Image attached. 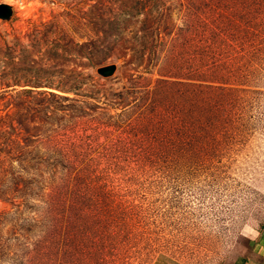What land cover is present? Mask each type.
Masks as SVG:
<instances>
[{"label": "rangeland", "instance_id": "obj_1", "mask_svg": "<svg viewBox=\"0 0 264 264\" xmlns=\"http://www.w3.org/2000/svg\"><path fill=\"white\" fill-rule=\"evenodd\" d=\"M0 5V264L246 255L264 229V0ZM175 120L195 124L184 139Z\"/></svg>", "mask_w": 264, "mask_h": 264}, {"label": "trees", "instance_id": "obj_2", "mask_svg": "<svg viewBox=\"0 0 264 264\" xmlns=\"http://www.w3.org/2000/svg\"><path fill=\"white\" fill-rule=\"evenodd\" d=\"M109 37V43H110V46L111 47H105V48H103L102 50H98L99 52H97V50H93V51H90L88 54H86V55H88L89 56V58H96L97 57V59H96V62L99 64V63H102V62H104V61H106V60H108V59H110V58H112V55H113V53H114V49H115V45H117V43H119L121 40L117 37V35H114L113 33H109V35H108ZM119 51V50H118ZM142 51H144L143 49H142ZM139 52L138 53V51H135V52H133V56L131 57V59H130V61L129 62H135V64L138 66V64L137 63H142V57H143V52ZM148 54L151 56V52H148ZM121 55H124V52H122V51H119V54H115V57H117V56H121ZM137 62V63H136ZM50 89H53L52 87H50ZM58 89V90H57ZM57 89H53V90H56V91H60V92H62V90H59L60 88L57 86ZM133 93V92H132ZM134 94V93H133ZM52 96H53V94H52ZM61 98H63V99H66L65 97H61ZM105 99H106V101L108 102V100H107V98L105 97ZM118 105V104H117ZM176 119V118H175ZM193 126H195V124H191V123H187V122H182L181 121V124H179L178 123V120H175V125H173L172 126V128H171V130H169L170 131V133H171V135H173V133H175V132H177L178 133V135L180 136L179 138L180 139H184L185 137H186V134H185V131L187 130H189V128L190 127H193ZM180 131V132H179ZM203 132H205V130L203 129V130H201V135H202V133ZM169 136H170V134H167L166 135V137H164V138H167V139H169ZM205 139V140H204ZM204 139H203V141L205 142V145H206V139H208L209 140V138L208 137H204ZM208 144V143H207Z\"/></svg>", "mask_w": 264, "mask_h": 264}, {"label": "crops", "instance_id": "obj_3", "mask_svg": "<svg viewBox=\"0 0 264 264\" xmlns=\"http://www.w3.org/2000/svg\"><path fill=\"white\" fill-rule=\"evenodd\" d=\"M234 264H264V229L259 236L254 238L250 251L239 257Z\"/></svg>", "mask_w": 264, "mask_h": 264}, {"label": "water", "instance_id": "obj_4", "mask_svg": "<svg viewBox=\"0 0 264 264\" xmlns=\"http://www.w3.org/2000/svg\"><path fill=\"white\" fill-rule=\"evenodd\" d=\"M8 14V8L4 5H0V18H4ZM116 71V66L115 65H108L104 67H100L97 70V73L105 78H108L114 74Z\"/></svg>", "mask_w": 264, "mask_h": 264}]
</instances>
